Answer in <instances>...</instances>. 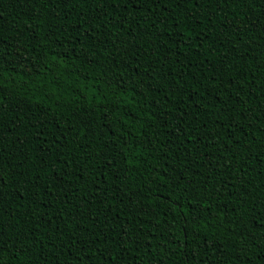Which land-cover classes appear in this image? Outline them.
Listing matches in <instances>:
<instances>
[{"label":"trees","instance_id":"16d2710c","mask_svg":"<svg viewBox=\"0 0 264 264\" xmlns=\"http://www.w3.org/2000/svg\"><path fill=\"white\" fill-rule=\"evenodd\" d=\"M0 264H264V0H0Z\"/></svg>","mask_w":264,"mask_h":264}]
</instances>
